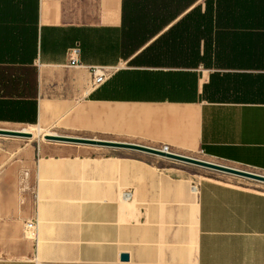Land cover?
I'll list each match as a JSON object with an SVG mask.
<instances>
[{"label":"crops","instance_id":"1","mask_svg":"<svg viewBox=\"0 0 264 264\" xmlns=\"http://www.w3.org/2000/svg\"><path fill=\"white\" fill-rule=\"evenodd\" d=\"M36 126L264 172V0H0V127ZM169 162L0 145V264H264V193Z\"/></svg>","mask_w":264,"mask_h":264},{"label":"rangeland","instance_id":"2","mask_svg":"<svg viewBox=\"0 0 264 264\" xmlns=\"http://www.w3.org/2000/svg\"><path fill=\"white\" fill-rule=\"evenodd\" d=\"M0 128H5V127H0ZM7 128L19 129V130L23 128L24 129L27 128L28 131L33 133L32 139L0 137V145H3L5 148L9 149L10 151L20 150L27 146H31L40 140H44V136L48 134H57V135L64 134V133H61L62 130L61 128H59V126L55 128H49V127H43V126L22 127V128L7 127ZM39 129L41 132H39ZM190 157L264 175V172L253 170V169H246V168L238 167V166H232L226 163L215 161V160L204 157L200 153H195L191 155ZM169 166L175 167V169L179 170V173L191 179L193 181L194 187H198L200 182L210 179V180H215V181L225 183L228 185H233V186H237L241 188L250 189V190H253L259 193H264V183L262 182L245 179V178H241V177H237V176H233V175H229V174L221 173L218 171H213L210 169L198 167V166L191 165V164L181 163V162H169Z\"/></svg>","mask_w":264,"mask_h":264},{"label":"water","instance_id":"3","mask_svg":"<svg viewBox=\"0 0 264 264\" xmlns=\"http://www.w3.org/2000/svg\"><path fill=\"white\" fill-rule=\"evenodd\" d=\"M0 137H11V138H23V139H32L33 135L32 133L24 132V131H17V130H11V129H4L0 128ZM44 139L51 142H57V143H65V144H76V145H89V146H104V147H114V148H121V149H130V150H136L144 153H148L151 155H155L158 157H162L165 159H169L175 162H181L186 164L195 165L198 167L210 169L213 171H218L221 173L250 179L258 182L264 183V175L222 165L212 162H207L203 160H199L196 158L183 156L175 153H169L163 150H157V149H150L144 146L140 145H134V144H127V143H110L107 141H99L94 139H86V138H77V137H68V136H60V135H52L48 134L44 136ZM124 261L128 260V256L125 255L122 257Z\"/></svg>","mask_w":264,"mask_h":264},{"label":"built area","instance_id":"4","mask_svg":"<svg viewBox=\"0 0 264 264\" xmlns=\"http://www.w3.org/2000/svg\"><path fill=\"white\" fill-rule=\"evenodd\" d=\"M79 53H80L79 48H74L70 51L69 58H70V65L71 66H75V67L76 66L77 67L83 66L82 63H80L77 59ZM90 71H91V74L93 76V83L92 84L94 87L103 85L107 81L108 75H109V71L107 69L102 68V67H91ZM163 151L168 152L167 149H165ZM29 227H33L32 224H30Z\"/></svg>","mask_w":264,"mask_h":264},{"label":"trees","instance_id":"5","mask_svg":"<svg viewBox=\"0 0 264 264\" xmlns=\"http://www.w3.org/2000/svg\"><path fill=\"white\" fill-rule=\"evenodd\" d=\"M166 65H169V66H176L178 64H181V63H175V62H170V63H165ZM185 65H187L188 63H184Z\"/></svg>","mask_w":264,"mask_h":264},{"label":"bare ground","instance_id":"6","mask_svg":"<svg viewBox=\"0 0 264 264\" xmlns=\"http://www.w3.org/2000/svg\"><path fill=\"white\" fill-rule=\"evenodd\" d=\"M4 129H6V128H4ZM11 130H15V129H11ZM17 131H19V130H17ZM23 131H24V130H23ZM24 132L32 133V132L28 131L27 129H25ZM39 132H41L40 129H39ZM32 134H33V133H32ZM52 135H54V134H52Z\"/></svg>","mask_w":264,"mask_h":264}]
</instances>
